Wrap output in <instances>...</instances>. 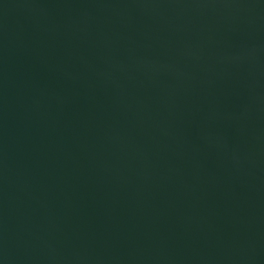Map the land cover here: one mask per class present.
<instances>
[{
	"label": "water",
	"instance_id": "1",
	"mask_svg": "<svg viewBox=\"0 0 264 264\" xmlns=\"http://www.w3.org/2000/svg\"><path fill=\"white\" fill-rule=\"evenodd\" d=\"M0 264H264V0H0Z\"/></svg>",
	"mask_w": 264,
	"mask_h": 264
}]
</instances>
